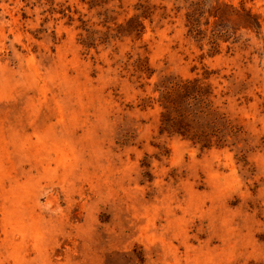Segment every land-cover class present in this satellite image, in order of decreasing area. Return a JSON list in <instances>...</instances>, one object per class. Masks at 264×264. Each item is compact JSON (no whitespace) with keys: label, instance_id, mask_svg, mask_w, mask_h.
Wrapping results in <instances>:
<instances>
[{"label":"rangeland","instance_id":"374dc122","mask_svg":"<svg viewBox=\"0 0 264 264\" xmlns=\"http://www.w3.org/2000/svg\"><path fill=\"white\" fill-rule=\"evenodd\" d=\"M0 264H264V0H0Z\"/></svg>","mask_w":264,"mask_h":264},{"label":"trees","instance_id":"16d2710c","mask_svg":"<svg viewBox=\"0 0 264 264\" xmlns=\"http://www.w3.org/2000/svg\"><path fill=\"white\" fill-rule=\"evenodd\" d=\"M208 96L210 93L197 80L167 89L160 97L162 132L189 137L203 147L210 145L211 135L224 136Z\"/></svg>","mask_w":264,"mask_h":264}]
</instances>
